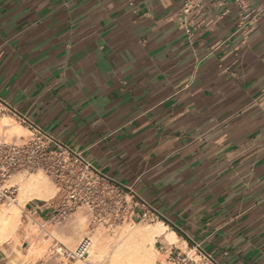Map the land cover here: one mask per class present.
<instances>
[{
    "label": "crops",
    "instance_id": "crops-1",
    "mask_svg": "<svg viewBox=\"0 0 264 264\" xmlns=\"http://www.w3.org/2000/svg\"><path fill=\"white\" fill-rule=\"evenodd\" d=\"M196 1L189 38L182 0H0V101L131 185L156 238L264 264V17L243 39ZM36 227L0 212V264H78Z\"/></svg>",
    "mask_w": 264,
    "mask_h": 264
},
{
    "label": "built area",
    "instance_id": "built-area-1",
    "mask_svg": "<svg viewBox=\"0 0 264 264\" xmlns=\"http://www.w3.org/2000/svg\"><path fill=\"white\" fill-rule=\"evenodd\" d=\"M212 8H222L221 15L235 13L233 35L248 38L250 28L264 17V0H210ZM202 4L196 0H182L180 28L192 38L201 22L192 25L188 17L200 14ZM9 114L28 134L7 139L0 133V203L11 206L17 202L19 185L14 182L18 174L41 173L54 185L55 195L45 202L28 201L24 216L47 230L68 223L79 211L90 231L102 228L113 233L123 224L156 221V210L141 199L131 185L127 186L102 173L83 152L60 143L50 133L29 121L23 114L0 101V117ZM89 236L82 238L88 239ZM80 241L74 250L62 247L58 256L69 261L84 258ZM55 245V243H54ZM165 251L156 264H220L201 245L192 242L181 250L174 245Z\"/></svg>",
    "mask_w": 264,
    "mask_h": 264
},
{
    "label": "bare ground",
    "instance_id": "bare-ground-1",
    "mask_svg": "<svg viewBox=\"0 0 264 264\" xmlns=\"http://www.w3.org/2000/svg\"><path fill=\"white\" fill-rule=\"evenodd\" d=\"M6 126L7 125H2V127ZM54 195L55 188L51 181L38 174L28 177L22 181L18 194V201L10 210L4 213V219L8 221L10 226H13L14 230H17L24 225L21 222L20 214L23 211L25 202L33 198L49 201ZM137 227L138 228L133 230L123 227L118 233L114 234L115 237L105 235L95 229L96 232L92 236L82 241L81 244L86 250L84 252V258L77 259V263L152 264L160 258L153 248L157 236L163 234L171 243L176 242L174 232L170 230L167 231V226L161 221L153 225H137ZM50 237V241L56 238L53 235H50ZM49 243L50 242H48V244ZM56 248L57 251H61L60 247Z\"/></svg>",
    "mask_w": 264,
    "mask_h": 264
},
{
    "label": "rangeland",
    "instance_id": "rangeland-1",
    "mask_svg": "<svg viewBox=\"0 0 264 264\" xmlns=\"http://www.w3.org/2000/svg\"><path fill=\"white\" fill-rule=\"evenodd\" d=\"M2 125H7V126L2 127ZM0 133L5 135L7 139H11L13 137L18 138L21 135L22 136L26 135L27 132L23 131L19 127V125L14 123V121H12L11 119L3 117L0 120ZM36 174H38V175L42 176L43 178H46L47 180H49L45 175H43L41 173L18 174L14 177V182L18 183V185H19L18 194L20 192V186L22 184V181L24 179L31 177L33 175H36ZM17 201H18V197H17ZM13 206H14V204L11 206H6V205L2 204V208L0 209V212L5 213L7 210H10ZM20 219H21V222L23 224H26V223L36 224V223L31 222L30 220H27L25 218L24 210L20 214ZM155 222L156 221H142V222H136L134 225L129 224V223H125L120 228L116 229L113 233H109L102 228H98L96 230H99L100 232H102L105 235L115 237L114 234L118 233L119 230H121V228H123V227H127L128 229L133 230V229L138 228L137 225L147 226V225H153ZM37 229L39 230L40 228L38 227ZM41 230H43V229H41ZM96 230L90 231L88 229L86 217L81 211H79L68 223H66L62 226H59V227H51L50 229L44 230V232L46 234H50V235L55 236L56 237L55 239L57 240L58 243H61V246L64 248V250L68 249V250L72 251L75 249V247L78 245V243L80 241L81 242L83 241L82 240L83 237L92 236L96 232ZM8 236H10V235H8ZM8 236H6V237H8ZM154 247H155V250L157 252L159 251L162 254V256L159 259H157L155 262H153L152 264H156V262L158 260H162L164 258L165 251L170 246L168 245L167 242L164 241L163 237H158V238H156ZM53 250H55V249H53Z\"/></svg>",
    "mask_w": 264,
    "mask_h": 264
}]
</instances>
